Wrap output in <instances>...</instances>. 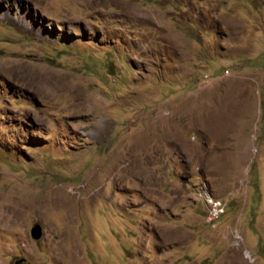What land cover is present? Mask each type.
Returning <instances> with one entry per match:
<instances>
[{"label":"rangeland","instance_id":"374dc122","mask_svg":"<svg viewBox=\"0 0 264 264\" xmlns=\"http://www.w3.org/2000/svg\"><path fill=\"white\" fill-rule=\"evenodd\" d=\"M20 259L264 264V0H0V264Z\"/></svg>","mask_w":264,"mask_h":264},{"label":"water","instance_id":"95a60500","mask_svg":"<svg viewBox=\"0 0 264 264\" xmlns=\"http://www.w3.org/2000/svg\"><path fill=\"white\" fill-rule=\"evenodd\" d=\"M30 234H31V237L34 240H39L42 237V235H43V231H42L41 225L35 223L33 225V227L31 228V230H30ZM23 260L24 259L17 260L16 262H14V264H20Z\"/></svg>","mask_w":264,"mask_h":264},{"label":"built area","instance_id":"2783aa9c","mask_svg":"<svg viewBox=\"0 0 264 264\" xmlns=\"http://www.w3.org/2000/svg\"><path fill=\"white\" fill-rule=\"evenodd\" d=\"M223 213H224V211H220L219 214H211V213H210V210H209V208H208V204H207V205H206V212H205V219H206L207 223L211 224V223L214 222L216 219H218L219 216H220L221 214H223Z\"/></svg>","mask_w":264,"mask_h":264},{"label":"bare ground","instance_id":"6f19581e","mask_svg":"<svg viewBox=\"0 0 264 264\" xmlns=\"http://www.w3.org/2000/svg\"><path fill=\"white\" fill-rule=\"evenodd\" d=\"M31 200H32V199H31ZM31 203H34L33 200L30 201V199H27V200L23 203V206H29L28 204H31ZM208 206H210V205L208 204ZM18 216H19V215L16 214V212H15V217L17 218Z\"/></svg>","mask_w":264,"mask_h":264},{"label":"flooded vegetation","instance_id":"af4514ba","mask_svg":"<svg viewBox=\"0 0 264 264\" xmlns=\"http://www.w3.org/2000/svg\"><path fill=\"white\" fill-rule=\"evenodd\" d=\"M25 263V260H23L20 264H24Z\"/></svg>","mask_w":264,"mask_h":264}]
</instances>
